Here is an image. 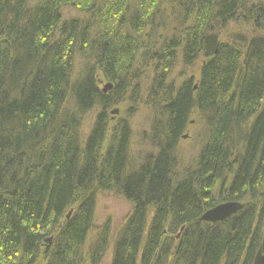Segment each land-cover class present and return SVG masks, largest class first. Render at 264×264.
Returning a JSON list of instances; mask_svg holds the SVG:
<instances>
[{
	"label": "trees",
	"instance_id": "16d2710c",
	"mask_svg": "<svg viewBox=\"0 0 264 264\" xmlns=\"http://www.w3.org/2000/svg\"><path fill=\"white\" fill-rule=\"evenodd\" d=\"M65 8L82 18L63 21ZM179 67L197 77L176 80ZM145 77L152 152L132 169L130 124L110 110ZM193 119L205 131L183 168ZM101 192L133 206L111 264L264 252V0H0V264H101L110 226L87 245ZM229 202L243 209L199 221Z\"/></svg>",
	"mask_w": 264,
	"mask_h": 264
},
{
	"label": "rangeland",
	"instance_id": "374dc122",
	"mask_svg": "<svg viewBox=\"0 0 264 264\" xmlns=\"http://www.w3.org/2000/svg\"><path fill=\"white\" fill-rule=\"evenodd\" d=\"M82 16L81 11L72 8H65L62 11L63 21L79 19L82 18ZM230 28H233V25H231ZM223 37L224 36L222 35V40ZM183 71L185 75H183ZM195 71L196 67L193 69H183L182 67H179L173 77L178 81L185 77H189L188 75H194L197 77ZM141 83L143 84L142 90L134 96L132 100L127 98L123 103L116 104L110 110L112 126H115L120 120H126L130 124L132 130L130 164L132 169L137 167L142 160H144L146 155L152 152L146 140L147 136L150 135L153 118V109L151 108L152 100H150L148 95L150 80L145 77ZM99 84L101 89L105 90L106 86L110 83L101 78ZM106 91L108 92L109 90ZM94 121L95 115H86L84 118V132L86 134L90 132ZM203 128L204 127L197 119H193L191 120L186 133L183 135V139L175 153L177 163L183 168L190 167L197 158L205 131ZM96 202L94 225L87 245H92L95 236L103 229V227L106 225L110 226L111 246L101 264H111L115 239L125 224L128 216L131 214L133 206L121 196L107 192L99 193Z\"/></svg>",
	"mask_w": 264,
	"mask_h": 264
},
{
	"label": "water",
	"instance_id": "95a60500",
	"mask_svg": "<svg viewBox=\"0 0 264 264\" xmlns=\"http://www.w3.org/2000/svg\"><path fill=\"white\" fill-rule=\"evenodd\" d=\"M112 88V85H107L105 90H103L104 93H106V90H110ZM243 209V205L241 203L237 202H229V203H224L216 206L215 208L207 211L203 216L200 218V222H205V223H218V222H223L229 217L237 214ZM70 214L68 215L67 218H69ZM183 230V228H182ZM52 238L46 239L45 243L46 244H51ZM254 264H264V253L259 250L255 260Z\"/></svg>",
	"mask_w": 264,
	"mask_h": 264
},
{
	"label": "bare ground",
	"instance_id": "6f19581e",
	"mask_svg": "<svg viewBox=\"0 0 264 264\" xmlns=\"http://www.w3.org/2000/svg\"><path fill=\"white\" fill-rule=\"evenodd\" d=\"M203 216V215H202ZM254 264V263H253Z\"/></svg>",
	"mask_w": 264,
	"mask_h": 264
}]
</instances>
